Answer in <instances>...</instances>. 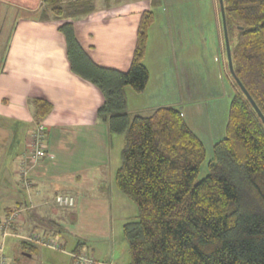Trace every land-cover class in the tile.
Returning <instances> with one entry per match:
<instances>
[{"label":"crops","instance_id":"1","mask_svg":"<svg viewBox=\"0 0 264 264\" xmlns=\"http://www.w3.org/2000/svg\"><path fill=\"white\" fill-rule=\"evenodd\" d=\"M90 2L92 10L86 13L41 18L36 13L43 0H0L1 32L3 23L11 19L0 56V264H73L70 253L77 244L80 251L97 256H93L94 264H117L113 230L137 216L131 200L114 183L124 137L112 133L98 115L103 92L71 70L59 30L62 22L72 23L78 42L96 64L125 71L133 57L142 13L151 11L142 58L148 80L141 92L125 87L126 113L148 115L157 107L174 106L205 147L203 139L213 145L225 136L227 111L220 108L217 117L215 105L210 109L199 103L206 98V90L191 50L188 57L179 59L165 51L168 32L171 44L175 40L176 47L182 45L177 39L185 31L184 19L168 16L180 22L165 31L161 24L154 26L156 12L150 9L161 0ZM37 98L50 104L41 118L35 116ZM37 124L46 128L48 156L30 165V132ZM23 168H28L26 178ZM59 194L72 196L75 203L58 206ZM8 210L17 212V218L7 223ZM40 232L51 235L64 249L37 246L32 253L20 249L21 239ZM66 234L75 238L69 249ZM110 236L107 260L100 245L91 248L89 243L99 237L106 247Z\"/></svg>","mask_w":264,"mask_h":264},{"label":"trees","instance_id":"2","mask_svg":"<svg viewBox=\"0 0 264 264\" xmlns=\"http://www.w3.org/2000/svg\"><path fill=\"white\" fill-rule=\"evenodd\" d=\"M59 3L43 0L59 9L56 18L92 10L90 0ZM223 5L233 70L264 115V0H223ZM151 21V11L143 12L125 71L96 64L78 42L72 23L59 25L71 70L103 92L98 115L112 133L124 137L114 183L138 211L135 220L122 226L129 264H264V124L236 82L225 136L213 143L202 178L198 174L206 147L179 109L161 106L133 116L125 111V87L141 92L148 80L142 58ZM234 29L238 36L231 47ZM34 110L41 118L50 104L37 98ZM37 246L19 241L25 253Z\"/></svg>","mask_w":264,"mask_h":264},{"label":"rangeland","instance_id":"3","mask_svg":"<svg viewBox=\"0 0 264 264\" xmlns=\"http://www.w3.org/2000/svg\"><path fill=\"white\" fill-rule=\"evenodd\" d=\"M77 1L79 0H63V3H59V5L62 7V5H69ZM161 1V4L150 7L153 12H156L155 16L157 20H154V26L161 24V28L163 30H170L171 27H174L180 22L168 20V16L170 18L172 16V18H178L181 20L184 19L182 25L184 26L185 30L180 38H176L177 42L182 43V45L178 44V47H176L177 45H174V42H176L175 40L172 44L170 43L172 36L170 32H168L167 38L165 37V40L167 44L169 43V48L165 49V51H170L172 55L175 53L179 59L180 57H188V50H191L190 54L193 56V60L196 62V65L199 66L201 85H203L202 87L204 90H206V98H200L199 103L203 107L208 105L210 109L215 105L218 113L217 117L220 115V108H224L228 113L231 97L233 96L234 92L238 90V87L236 86L228 69L218 0H178V4L175 2L171 3V0ZM85 4L86 7L89 5L88 3ZM12 10L19 11L17 8H12ZM56 10L57 11L53 10L50 5L43 4L39 11H37L36 15L39 17H42L45 14L50 16L59 15L61 12L59 13L58 8ZM161 19L162 21H160ZM10 20L11 19L8 18L4 22L5 24L3 23L4 30L2 32L0 31V56L2 54L6 37L10 29ZM151 31L152 30H150L149 33ZM237 36L238 31L234 29L231 38V47L237 42ZM188 45L190 48L186 50ZM196 47L199 49L197 48L198 52L195 53L194 50H196ZM171 94H174V92H171ZM203 140L206 144V158L201 165L198 178H202L206 174L207 160L211 156L212 144H209L211 141L208 142V138ZM129 202L132 206H134V215H137V206L135 203H132L131 201ZM129 215H131V211L129 212ZM129 219L131 221L135 220L136 218L131 217ZM113 235L115 237L114 246L116 254L119 256V259H115L114 262L117 264H127L129 261V252L127 243L122 234V229H114L111 236ZM64 236L66 237L67 241L66 247L69 249L74 245L75 238L67 234ZM111 236L107 239L108 243L106 247L105 245L102 246L99 237L91 240L89 243L91 248H98L100 245L102 248L101 250L106 251L105 253L107 257L105 259L107 260L110 258L111 253ZM13 247L15 248V246ZM86 252L91 258L94 259V254L92 256L88 251ZM2 259L4 258L2 257Z\"/></svg>","mask_w":264,"mask_h":264},{"label":"built area","instance_id":"4","mask_svg":"<svg viewBox=\"0 0 264 264\" xmlns=\"http://www.w3.org/2000/svg\"><path fill=\"white\" fill-rule=\"evenodd\" d=\"M46 139L47 132L45 126L42 124H37L35 128L30 132V143L28 145V162L30 165H34L44 157L48 156L46 148ZM22 172L24 178H26L28 174V168H23ZM55 198L56 203L60 207H71L75 203L74 198L68 194H59ZM16 218L17 212L13 211L8 215L6 222H12L16 220ZM28 240L44 247L52 249H61V245L58 244L56 240L52 238H47L40 234H31L28 237ZM71 259L73 260L74 264H94L95 262L93 258H91L87 254L86 251H80L76 254H71Z\"/></svg>","mask_w":264,"mask_h":264},{"label":"water","instance_id":"5","mask_svg":"<svg viewBox=\"0 0 264 264\" xmlns=\"http://www.w3.org/2000/svg\"><path fill=\"white\" fill-rule=\"evenodd\" d=\"M219 3V10H220V16H221V22H222V30H223V37H224V45H225V51H226V58H227V64H228V69L229 72L233 78V80L236 82L238 85L239 89L241 92L244 94L246 99L249 101L251 107L254 109L256 114L259 116L260 120L264 124V115L256 105L255 101L252 99L250 94L247 92V90L244 88L240 80L237 78L235 75V72L233 70V64H232V59H231V52H230V45H229V39H228V34H227V27H226V21H225V15H224V5H223V0H218Z\"/></svg>","mask_w":264,"mask_h":264}]
</instances>
